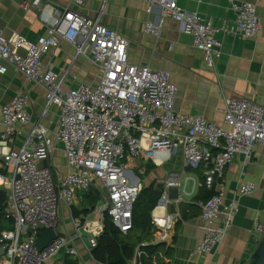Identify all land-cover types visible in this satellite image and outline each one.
<instances>
[{
  "label": "built area",
  "instance_id": "2783aa9c",
  "mask_svg": "<svg viewBox=\"0 0 264 264\" xmlns=\"http://www.w3.org/2000/svg\"><path fill=\"white\" fill-rule=\"evenodd\" d=\"M143 1L147 13L154 15L144 31L161 37L167 19L177 21L193 37L208 66H214L222 52L218 32L254 37L262 29L257 5L250 1L232 0L234 23L222 27L187 10L179 0ZM70 2L22 4L25 10L36 8L46 26L37 41L19 32L7 36L0 25V74L14 68L45 90L38 119L29 110L27 89L0 106V190L6 193V218L12 221L0 233V264H50L61 254L82 257V250L92 256L106 212L122 233L133 228L134 205L144 186L133 169L143 174L141 162L162 167L181 155V170L162 181V195L151 211V222L159 229L156 241H162L181 218L182 194L192 197L201 186L195 177H184L187 170L202 169L205 185L211 188L223 182L237 154L249 161L260 145L264 155V105L230 98L223 109L224 124L176 111L178 86L171 73L131 63L128 38L104 24L100 14L88 16L71 8L72 3L82 7L84 0ZM62 41L73 45L76 57L99 68L96 82L76 81L70 67L56 71L44 63V55ZM52 112L58 122L54 129L42 120ZM59 151L65 157L64 171L55 161ZM136 157L140 165L131 169L122 163ZM92 187L102 193L95 205L99 218L81 213L79 219L75 210L81 211L83 193ZM172 188H178L177 198H170ZM259 188L254 181H240L231 198L223 187L199 202L203 237L193 253L211 254L232 226L239 196ZM64 207L71 229L62 221ZM47 229H54L57 236L39 249L40 232ZM255 231L256 241H264V221L257 220Z\"/></svg>",
  "mask_w": 264,
  "mask_h": 264
},
{
  "label": "crops",
  "instance_id": "0c3cea01",
  "mask_svg": "<svg viewBox=\"0 0 264 264\" xmlns=\"http://www.w3.org/2000/svg\"><path fill=\"white\" fill-rule=\"evenodd\" d=\"M48 1L59 5L71 3L70 0ZM233 1L255 3L262 29L254 37L218 32L217 38L222 42V52L214 66H208L204 62L202 51L193 45V37L185 33L182 26L173 19H167L161 37L146 33L144 25L154 15L147 13V3L143 0H107L106 2L84 0L82 7L72 3L71 8L80 9L88 16L100 14L104 24L124 34L130 42L131 63L169 71L171 80L178 86L174 103L176 111L202 116L209 121L224 124L223 109L230 98H246L264 105V0ZM25 2H31V0H0V25L7 36L19 32L28 39L37 41L46 33V26L39 19L36 8L30 7L28 10L23 8L22 4ZM231 2L232 0H179V3L187 10L198 12L202 17L211 19L217 27L233 25L236 13ZM43 61L56 71L70 67L72 73L70 77L75 76L76 81L93 83L99 76V68L82 56L76 57L73 45L67 41H62L46 53ZM22 89L30 92L29 110L34 118L38 119L45 105V90L41 85L27 82L24 76L14 68H9L7 73L0 74V106L10 102L16 92ZM42 120L52 129L56 128L58 123L54 112L43 117ZM24 131L26 132L27 129ZM178 157L181 164L177 171H180L182 158L178 155L175 158L176 161ZM55 161L60 163V169L64 171L65 157L62 151L57 153ZM173 171L176 169L165 170L159 176L167 177ZM200 177L197 172L195 178L200 181ZM151 179H157L158 183L164 180L158 178L155 173ZM240 181H254L260 188L252 194L239 196L238 211L232 226L224 241L211 254L193 253L203 237V222L198 215L186 220L182 217L178 218L181 222L177 227L174 226L178 219L174 222L171 244L173 252L165 256L160 251L159 257L165 258L170 264H253L254 256L263 242L256 241L255 231L257 220L264 221L262 213L264 210V155L260 145L256 146L249 161L243 154H237L223 182L217 183L215 187L217 190L226 188L227 196L231 198ZM175 189H171L173 195L176 193ZM195 195L187 196L183 201L189 202ZM63 212L62 221L71 229L66 207ZM75 214L78 215L76 212ZM6 223V226L10 227L12 221L8 220ZM157 234L154 239L137 244L129 264H142L137 260L138 248L140 245L162 242L156 241ZM130 240L131 243L136 241L135 238ZM59 257H63V260L58 262L59 259H55L50 264H64L65 255ZM74 258L79 260V264H108L96 259L94 254L87 256L84 250H82V257ZM153 263L159 264L157 258L153 259Z\"/></svg>",
  "mask_w": 264,
  "mask_h": 264
},
{
  "label": "trees",
  "instance_id": "16d2710c",
  "mask_svg": "<svg viewBox=\"0 0 264 264\" xmlns=\"http://www.w3.org/2000/svg\"><path fill=\"white\" fill-rule=\"evenodd\" d=\"M218 151V150H215ZM152 164H148L145 167L146 173H150ZM199 172L201 186L198 189L197 194L191 199V201H182L179 204L181 217L183 220L189 219L194 216H198L201 213V207L199 202H206L212 198L213 195L218 193L216 189L217 183L211 188H207L205 185V179L203 177L202 169H195ZM155 185V184H154ZM154 185H145L141 190L137 201L134 205L133 216V228L126 234L122 233L113 223L111 216L108 212L105 213L104 230L98 239V245L93 249V254L96 259L106 262L108 264H129V260L134 256V249L138 243L143 241H150L155 238L159 229L156 228L151 222V211L154 208L153 193ZM102 197L101 191L92 187L83 197V208L75 211L79 213H88L89 210L95 206ZM6 208L7 197L3 190H0V233L3 228L8 226L6 221ZM181 222L180 219L176 222L174 227H177ZM135 242L131 243L130 239H134ZM263 242L259 246L253 260V264L257 263L259 254L261 251ZM164 253L165 256H169L173 252V246H166V243L158 242L146 245H140L137 253L138 262L142 264H154L153 259L157 258L159 264H170L165 258L159 257V252ZM66 261L64 264H79V260L76 258H69V255H65Z\"/></svg>",
  "mask_w": 264,
  "mask_h": 264
},
{
  "label": "rangeland",
  "instance_id": "374dc122",
  "mask_svg": "<svg viewBox=\"0 0 264 264\" xmlns=\"http://www.w3.org/2000/svg\"><path fill=\"white\" fill-rule=\"evenodd\" d=\"M140 159L138 158V157H136L135 159H133V160H131V161H127L126 159H124L123 161H122V163L123 164H125L126 165V168L127 169H131L133 166H135V165H140ZM181 160L179 159V157H178V159H177V161H176V159H175V161H173V162H169V163H167V164H165L162 168H154L150 173H146V171L143 173V174H141L139 171H137V170H134L133 169V171H135V173L141 178V180H145L144 181V186H143V188L145 187V185H154L155 183H156V181H157V179L156 180H152L151 179V176H153V173H155L156 175H158V178H160V179H164L165 177H166V175L164 176L163 175V177H160L159 175L160 174H162L163 172H165V170H173V168H175L176 169V171L177 170H179L180 169V167H178L180 164H181V162H180ZM142 163V165L143 166H147L150 162H147V163H145V162H141ZM151 164V163H150ZM152 168H153V166H152ZM195 174H197V172H196V170H187V172H186V174L184 175V177H186V176H191V177H195ZM149 175V176H148ZM151 179V180H150ZM182 181H184V178L182 179ZM87 192H85V193H83V197H84V195L86 194ZM182 196H183V198H186L187 196L186 195H184V194H182ZM101 199H102V197L100 198V200L98 201V202H100L101 201ZM79 207L80 208H83V199L81 200V202H80V204H79ZM92 211V214H90V212ZM93 214H94V216H93ZM94 218H93V217ZM78 218L79 219H81V216H78ZM91 218H93V219H96V218H99V214H97V212H96V210H95V208L94 209H90L89 210V219H91ZM103 219L105 220V214H104V216H103ZM61 256H63V254H61ZM70 257L69 258H74V256L73 255H69ZM57 260H58V262L59 261H61V260H63V257H59V258H56Z\"/></svg>",
  "mask_w": 264,
  "mask_h": 264
},
{
  "label": "water",
  "instance_id": "95a60500",
  "mask_svg": "<svg viewBox=\"0 0 264 264\" xmlns=\"http://www.w3.org/2000/svg\"><path fill=\"white\" fill-rule=\"evenodd\" d=\"M44 165L47 166L48 162L45 161ZM163 187H164V184L162 182H159L157 185V188L154 189V193H153L154 206L157 205L158 199L162 195V188ZM175 190H176V193L174 195L170 191V198H177L178 197V188H176ZM94 208H95V206L92 207V209H94ZM170 209L172 211H174L175 210L174 205H171ZM56 236H57V233L54 229H47L45 231L40 232V239L37 242L39 249H43L44 247H46L52 239L56 238ZM172 242H173V232L171 230L168 234V237L165 238L164 240H162V243H166V246L169 247L172 244ZM256 264H264V241H263L261 251L259 254V258H258Z\"/></svg>",
  "mask_w": 264,
  "mask_h": 264
}]
</instances>
